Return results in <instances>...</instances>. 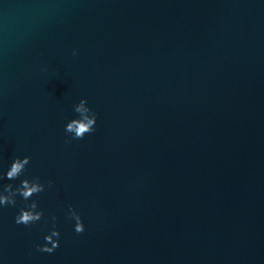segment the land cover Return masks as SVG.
<instances>
[{
	"label": "water",
	"instance_id": "95a60500",
	"mask_svg": "<svg viewBox=\"0 0 264 264\" xmlns=\"http://www.w3.org/2000/svg\"><path fill=\"white\" fill-rule=\"evenodd\" d=\"M24 156L0 188L39 177L45 219L0 207V264H264V0H0V174Z\"/></svg>",
	"mask_w": 264,
	"mask_h": 264
},
{
	"label": "clouds",
	"instance_id": "9594fccd",
	"mask_svg": "<svg viewBox=\"0 0 264 264\" xmlns=\"http://www.w3.org/2000/svg\"><path fill=\"white\" fill-rule=\"evenodd\" d=\"M74 111L78 114L77 118L71 119L65 126V133L71 134V140H82L87 134L93 133L96 129L97 113L88 105L87 99H81L74 106ZM31 157L24 156L23 158L16 157L5 174H0V180L7 179L9 181L17 180L30 164ZM53 182L47 181V187L51 188ZM46 190L44 183H41L39 177L32 179L24 178L18 186H13L11 183L3 184L0 188V207L15 206L17 196H20L26 203L15 217L17 225L31 226L42 219H45L44 211L39 208V202L33 197L38 196ZM30 201V202H29ZM69 217L75 221L74 231L77 234H82L85 231V225L79 213L69 207ZM53 228L49 234L44 237L43 244L35 245L38 252L52 254L60 246V231L55 227L57 217H51ZM47 222V220H45Z\"/></svg>",
	"mask_w": 264,
	"mask_h": 264
}]
</instances>
